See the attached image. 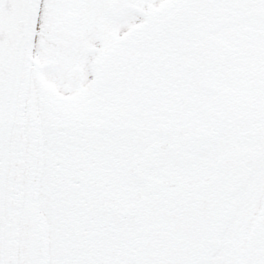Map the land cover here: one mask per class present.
Wrapping results in <instances>:
<instances>
[{"label":"snow or ice","instance_id":"6c2138e0","mask_svg":"<svg viewBox=\"0 0 264 264\" xmlns=\"http://www.w3.org/2000/svg\"><path fill=\"white\" fill-rule=\"evenodd\" d=\"M0 264H264V0H0Z\"/></svg>","mask_w":264,"mask_h":264}]
</instances>
